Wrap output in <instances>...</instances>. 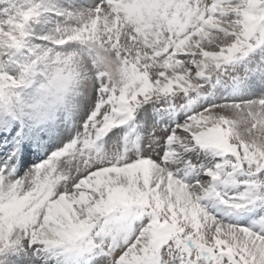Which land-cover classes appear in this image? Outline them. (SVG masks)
Segmentation results:
<instances>
[{
  "label": "snow or ice",
  "instance_id": "obj_1",
  "mask_svg": "<svg viewBox=\"0 0 264 264\" xmlns=\"http://www.w3.org/2000/svg\"><path fill=\"white\" fill-rule=\"evenodd\" d=\"M0 264H264V0H0Z\"/></svg>",
  "mask_w": 264,
  "mask_h": 264
}]
</instances>
